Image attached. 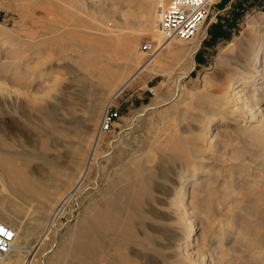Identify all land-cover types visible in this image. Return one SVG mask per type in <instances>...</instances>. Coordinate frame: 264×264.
<instances>
[{
	"label": "rangeland",
	"instance_id": "rangeland-1",
	"mask_svg": "<svg viewBox=\"0 0 264 264\" xmlns=\"http://www.w3.org/2000/svg\"><path fill=\"white\" fill-rule=\"evenodd\" d=\"M122 1L139 25L133 30L120 24L122 10L109 13ZM166 1L0 0V157L37 192L20 194L19 179L0 171V207L10 219L0 217L25 231L21 254L48 232L30 264H187L175 255L186 218L172 201L193 165L197 184L187 183L194 196L185 198L191 243L203 227L206 252L222 222L244 218L250 237L225 247L219 262L264 264L261 147L239 135L240 120L211 125L212 149L200 150L198 138L230 75L264 48V0H213L188 62L173 54L153 72L146 62L154 52L137 45L148 36L161 42L149 33V15ZM98 3L102 14L91 12ZM125 34L134 37L126 52L117 43Z\"/></svg>",
	"mask_w": 264,
	"mask_h": 264
},
{
	"label": "bare ground",
	"instance_id": "bare-ground-1",
	"mask_svg": "<svg viewBox=\"0 0 264 264\" xmlns=\"http://www.w3.org/2000/svg\"><path fill=\"white\" fill-rule=\"evenodd\" d=\"M122 3H123L122 5H118L117 3H115L114 5L110 6L109 13L110 12L113 13L116 9L122 10L124 13L122 15V18L120 19V24L125 28L133 30L135 27L139 25H136V22H134L132 19L129 18V15H133L131 11V7L130 6L128 7L126 3L123 1ZM162 6L163 5H161V7ZM126 7L127 10H124ZM161 7H159V11ZM91 12L102 14L104 10L98 3V5H96L95 8L91 10ZM149 17H150L149 33L152 34L154 37H157L158 40L159 36L153 27L154 19L153 20L151 19V15H149ZM200 28L201 26L198 28L195 35L192 36L190 39H188L190 40L188 43H183L174 37L167 38L161 41V43L159 42L157 49L156 48L154 49L153 51L154 53L152 52L153 55L146 62V65L149 68H152L153 72L164 71L163 66L161 65V61L173 54L174 56L179 55L180 58H182L185 62H188L189 55H191L193 51L197 49L199 46L198 36L200 34L199 31ZM130 35L131 34H128L126 38V34H125L117 39V43L119 47L122 48L125 52L128 51V48L132 45V43H134V37ZM188 40H183V41H188ZM254 50H255L254 54L249 59V61H247L242 66V68L237 71L235 76L230 75L226 87L223 89V91L221 90L222 91L221 94L219 93L216 96L218 99L220 98L218 104H216L218 111H213V113L208 114L207 119L202 122V130H201L202 134L198 136V138L203 143L202 146L200 147V150L202 151L209 150L214 147V138L216 137L217 133H215V135L212 136L211 125L212 124L217 125V122L219 121H227L231 119L235 122L240 120V125L237 129L239 135L242 138L246 139L249 142V145H253V146L258 145L259 147H261V153L263 152L262 154H264V48L261 49L259 47L258 49H254ZM111 101H112V96L108 98L105 103L101 115V122H103L104 117L106 116V111ZM217 115H219L220 118H216ZM208 117H210L211 120H209ZM208 120L212 121L211 124L209 123ZM100 137H101V125L98 126L97 131L93 136V143L91 148L92 153H94V150L96 148V145ZM191 156L193 157L194 160L199 159V156L197 154H194L193 152L191 153ZM44 159L46 164H51L53 162V159L51 158L46 157ZM194 163L197 166L196 160L194 161ZM261 163H262L261 165L264 166V160H262ZM194 169H195L194 165L190 167L191 172L189 173V177H186L185 175L179 177L178 180L180 182L179 186L174 188V191H176V193L174 195L172 205L174 206V210H176L177 214L181 219L186 218L185 224L180 222L181 223L180 229L182 231L181 237L184 238L183 239L184 246H181V243H178L175 248V253H176L175 255L186 263L188 262L191 264H219L221 262V261L219 262L220 255L221 253L223 254V249L225 247L228 249L229 247L235 248L234 244L241 242L245 239H248L250 237L248 236L247 232H245L244 230L247 224L244 218H236L232 216L231 219L225 222L221 221L222 223L221 224L219 223L220 224L218 230L219 232L217 234V237L215 238V243H214L215 245H212L214 246V249H212L211 246V248L208 249L209 253L207 252L208 250L206 251L207 253L204 252L205 249H202L201 246L203 239L206 238L203 234L204 233L203 227L200 226L201 232L198 234L197 238L195 239V242L196 240L198 241L196 243L195 242L191 243V239H189L190 231L187 227L192 226L193 224L187 217L188 212L186 210V206L188 205V202L187 203L185 202V198L187 197V195L189 197L190 195L191 197L194 196L192 192L193 190L188 191V187H186L187 183H193L192 185V189H193L194 186L197 184ZM87 170L88 167H86L85 171L81 172L79 175L80 176L84 175V173ZM0 171L5 177L7 176L8 178H11L13 176L19 179V182L16 183L14 186L20 194H26L31 197L33 195H36L37 192L34 189V186L36 185L33 183V181L27 178L26 176H23L22 173H14L13 175H11V171L7 166L5 159H3L2 157H0ZM68 196L69 194L62 196L53 207L52 212L47 220L48 228H50L55 222L56 218L63 209V206ZM191 202H189L190 205L189 207L190 210L193 211ZM0 216L6 219H10L9 212L2 207H0ZM0 220L6 223L1 217ZM228 223L229 225H227ZM10 224L7 225H9L13 229L14 237L11 241L10 250L1 261V264H26L27 262L29 264L32 262L35 263L34 258H36L39 255L43 244L44 236L48 232L47 231L45 232V234L40 238V240L34 247H32L29 250L28 249L25 250V252L21 254L19 252L17 238L19 235H21L22 232L25 234V236L26 233L23 229L15 228ZM224 242L225 243L227 242V244H225ZM195 245L197 246V249H195L196 248ZM256 254L257 257L259 256L263 258L262 253H256Z\"/></svg>",
	"mask_w": 264,
	"mask_h": 264
},
{
	"label": "built area",
	"instance_id": "built-area-1",
	"mask_svg": "<svg viewBox=\"0 0 264 264\" xmlns=\"http://www.w3.org/2000/svg\"><path fill=\"white\" fill-rule=\"evenodd\" d=\"M212 2L213 0H167L153 21V27L161 41L170 37L188 40L194 36L203 24ZM158 45L156 39L148 36L141 38L137 47L148 55ZM146 90L153 92V87L147 86ZM105 118L102 125L105 124ZM13 237V229L0 220V264L10 250Z\"/></svg>",
	"mask_w": 264,
	"mask_h": 264
},
{
	"label": "crops",
	"instance_id": "crops-1",
	"mask_svg": "<svg viewBox=\"0 0 264 264\" xmlns=\"http://www.w3.org/2000/svg\"><path fill=\"white\" fill-rule=\"evenodd\" d=\"M172 43V42H171Z\"/></svg>",
	"mask_w": 264,
	"mask_h": 264
}]
</instances>
